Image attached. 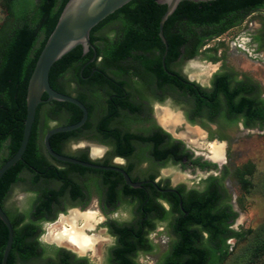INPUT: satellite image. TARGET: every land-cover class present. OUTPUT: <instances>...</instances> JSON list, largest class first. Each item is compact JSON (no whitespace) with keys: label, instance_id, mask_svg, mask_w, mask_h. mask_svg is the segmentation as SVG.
I'll return each instance as SVG.
<instances>
[{"label":"trees","instance_id":"1","mask_svg":"<svg viewBox=\"0 0 264 264\" xmlns=\"http://www.w3.org/2000/svg\"><path fill=\"white\" fill-rule=\"evenodd\" d=\"M67 0H4L6 18L0 26V166L18 148L23 131L26 115V90L29 76L35 61ZM264 8V0H182L164 22L163 34L167 40L168 49L165 62L174 60L182 52L183 59H190L199 54V50L209 39L215 38L226 30L238 25L252 12ZM165 10V5L155 0H131L105 19L96 24L90 32V40L100 39L103 48L96 49L101 53L103 65H118L123 60L143 65H130V75L135 76L142 72L141 77L149 75L150 61L160 62L164 51V44L158 36V22ZM117 20V31L111 36H96L95 31L107 23ZM254 40L264 45V27L254 36ZM154 48V49H153ZM153 49V50H152ZM120 50V53L117 51ZM157 51V53H156ZM89 53L82 52L77 45L52 66L49 72V82L56 90L70 94L65 81L59 83L57 77H62L69 65H77L75 78L81 80L80 65H94L89 61ZM151 53V55H150ZM129 67L121 69L129 71ZM165 78L169 75L161 74ZM216 85L215 91L207 92L205 88L196 84V89L185 87L191 93L190 99L194 110L190 113V121L206 120L208 123L220 121L233 122L240 120L244 127L258 126L264 129V99L259 92V84L249 79L233 78L227 71H218L213 75ZM183 87V86H182ZM46 96V95H44ZM76 97L80 100L81 95ZM213 98V99H212ZM47 104H39L31 133L22 155L14 166L10 167L0 178V205L6 197L5 190L15 180L22 161L27 160L40 167L42 159V143L45 132L50 128L49 121L57 120L60 123H73L80 119V109L69 102L52 100ZM47 105L42 119H39L40 110ZM69 111L68 117L62 113ZM41 130V131H40ZM76 130L59 132L50 136L49 142L55 148V142L68 138ZM42 138V139H41ZM173 146H182V156H188L194 165L204 168L216 167L210 161H201L200 157L191 158L181 141L173 142ZM170 144V143H168ZM170 148V145H168ZM5 149V154L3 150ZM70 166L80 169V165L69 163ZM223 169V175L226 174ZM104 173L114 174L113 171ZM47 176H54V171H46ZM242 174V184L249 183ZM34 184V183H33ZM125 190H133L127 185ZM182 195V208L179 199L164 217L170 212L177 211V217L170 225L173 236L167 252L155 264H264V221L254 229L238 232L230 227L237 217V211L226 198L225 189L220 180L210 176L208 185L201 191L179 186ZM44 191L38 194L35 202H45ZM13 228L12 246L8 256V264H13L16 256L25 258L30 254L37 255L36 241L37 225L35 220L42 218L53 219L54 215L45 214L41 209L28 212L10 211L4 208ZM187 212V214L185 213ZM153 225L150 227V230ZM204 232L207 234L205 235ZM229 238L242 239L239 252L231 257ZM7 240V228L0 220V264L3 249ZM153 247L150 244V249ZM57 260H49L48 264H78L71 260V252L53 247ZM136 264V263H131Z\"/></svg>","mask_w":264,"mask_h":264},{"label":"flooded vegetation","instance_id":"2","mask_svg":"<svg viewBox=\"0 0 264 264\" xmlns=\"http://www.w3.org/2000/svg\"><path fill=\"white\" fill-rule=\"evenodd\" d=\"M111 24L106 33L111 32L113 34L117 31V20ZM245 34L236 35L232 45L251 55L252 52L246 45L252 44V37L249 33ZM92 44L94 49L90 48L86 53H89L90 50L93 51L89 61H95V63L94 65H80V81L75 78L77 65H69L63 76L57 77L59 83L65 81L67 85H73L72 88L66 89L71 95L75 97L76 94L81 95L82 99H78L87 108V118L80 127L74 129L76 130L74 134L55 142V148L60 150L58 152L60 154L86 162L122 168L131 181L142 182L141 186L132 187L127 184L123 175L116 170L82 165L80 166L83 168H74L69 165L70 162L53 158L42 143L44 157L40 159L41 166L37 167L36 164L23 160L17 175L18 180L10 182L5 190L6 197L3 204L6 208L5 201L12 189L21 187L29 198L26 199L22 208L15 209L16 212L41 209L45 214L54 215V218L35 220L38 228L36 241L40 253L37 255L30 254L25 258L18 255L13 264H48L49 260H57L58 256L53 247H64L47 240L48 225L55 223L61 215L68 214L69 210L73 208L80 210L89 208L97 211L100 221L96 224L93 233L100 235L103 239L101 243L106 241L107 244L102 251L98 249L100 243L96 245L95 251L82 252L77 248L76 250L72 245L75 252L64 248L72 253L71 260L73 262L78 261V264H140L145 262L155 247L153 241L156 239L153 235H157L159 232L158 224H164L170 231V225L174 223L177 217V211L170 212L164 217L165 212L170 211L175 198L179 199L178 205L180 209H183L180 205V201L182 203L180 185L169 183V179L162 177L159 170L166 167L168 163L179 164L184 168V163L188 161L193 168L197 167L200 170L209 171L201 189L186 188V190L196 189L199 191L208 185L210 176L218 178L217 175H213V171L216 174H223L224 166L220 168L223 163L210 159L207 149L206 153L203 154L206 159L193 156L183 141L173 138L167 127L161 124L157 118L158 109L170 104L177 108L187 123L191 125L197 123L190 121L189 117L194 110V105L190 99L191 93L189 90L186 91L185 87L195 90L196 84H200L189 79L177 69V65H180L181 61L184 60L182 58L185 51L184 47L180 48L182 53L174 60L166 63L164 59L165 67H163L162 61L145 63L144 65H150L151 70L145 78L140 76L143 74L140 70L139 74L130 75V65L143 64L133 63L128 58L118 64L121 65V68L117 65H103L101 62L102 55L96 46L103 48L104 44L99 38ZM117 53H120V50ZM127 67H129V71L121 70ZM163 72L170 78L160 76ZM213 75L210 86L206 89L212 94L216 89ZM44 95L46 94H43L42 97L46 98ZM51 102L52 100L44 101L41 104L45 103L50 106ZM62 113L68 117L69 111L64 109ZM57 122L58 124L55 126L65 125V123ZM212 140L216 139L206 142ZM79 141H83L81 146L84 147H80L77 153L65 151L64 148L67 144ZM178 141H181L186 150L191 153L192 159L200 157L201 161H210L215 163L216 167L200 168L194 165L187 155L182 156L181 145L173 146V142ZM90 144H96L102 149L98 153L94 152ZM168 145L170 148L167 150ZM224 158L226 162V156ZM142 164L147 166L145 171L141 169ZM46 171H54L55 175L47 176ZM104 171L116 173L109 174L104 173ZM125 185L133 190H125ZM44 191H47L44 195L45 202L41 204L35 202L38 194L42 195ZM185 213L187 214V212ZM46 224L47 226H45ZM152 225L153 228L150 230ZM44 230H46L45 233ZM204 234L207 233L204 232ZM108 241L110 242L108 243ZM150 244L153 245L151 249ZM156 262L157 260L152 264Z\"/></svg>","mask_w":264,"mask_h":264},{"label":"rangeland","instance_id":"3","mask_svg":"<svg viewBox=\"0 0 264 264\" xmlns=\"http://www.w3.org/2000/svg\"><path fill=\"white\" fill-rule=\"evenodd\" d=\"M5 18L6 7L4 0H0V26L4 23ZM111 25V23H107L100 27L95 31V35L111 36V32L106 33ZM262 27H264V8L250 13L238 25L215 38L209 39L200 48L198 55L182 60L180 65H177V69L189 79L198 82L205 89L209 88L213 73L227 71L231 73L233 78L249 79L258 83L260 95L264 99V45L254 40V36L258 34ZM241 33L242 35L249 33L252 37V44L250 46L246 45L250 48L251 55L232 45L234 37ZM72 86V84H69L67 88L70 89ZM46 108L47 105L41 107L40 120ZM164 108L181 116L177 108L170 104H166ZM181 119L179 125L167 127V129L173 138L183 141L193 156L206 159L203 155L206 153L205 145L201 146L200 142L211 139L224 142L226 162L220 168L224 166L227 172L225 175L216 174L215 171L212 173L218 176L225 189L226 198L232 204L233 209L237 211V217L231 223V228L242 232V230L254 229L262 224L264 221V129L256 125L244 127L240 120L230 123L220 121L211 124L200 119L197 120L196 125H191L182 116ZM57 124V121L48 122L50 127ZM192 130H197V132L195 133ZM198 132L199 134H197ZM81 145H83V141L69 143L64 149L68 153H77L80 147H84ZM2 154H5V149ZM184 164L185 167L182 168L179 164L168 163L166 167L159 170V173L162 177L168 178L169 183L173 185L201 189L209 171L200 170L197 167L193 168L188 161ZM146 167L145 164H142V171H145ZM242 174L245 179L251 182L242 184ZM28 198V194L21 187H14L5 201V207L10 211H15L16 208H22ZM59 219L48 225V229L52 226H59ZM158 227V234L153 235L156 239V241H153L155 247L149 258H146L147 261L140 264H152L169 249L173 236L164 224H158ZM45 232L46 230H44ZM227 242L230 245L229 250L232 251L231 257H233L242 247V239L230 238ZM60 246L75 252L74 248L66 242L60 243ZM106 246V241L102 242L98 244V249L102 251ZM94 259L96 258L94 257Z\"/></svg>","mask_w":264,"mask_h":264},{"label":"water","instance_id":"4","mask_svg":"<svg viewBox=\"0 0 264 264\" xmlns=\"http://www.w3.org/2000/svg\"><path fill=\"white\" fill-rule=\"evenodd\" d=\"M131 0H67L64 4L57 22L47 37L28 79L26 90V115L24 119L23 131L20 144L16 151L0 166V178L12 166L22 159L26 149L31 128L37 112V107L44 101H65L76 105L81 111V118L71 124L58 125L48 129L43 136V145L46 151L55 159L75 163L78 165L98 168L112 169L120 172L127 184L132 187L141 186L142 182H133L128 174L119 167L104 166L86 162L81 159L60 154L54 151L50 145L51 135L59 132H67L80 127L87 118V108L82 101L71 94L60 92L53 88L49 82V72L51 66L71 49L80 45L83 54L94 46L90 40L92 28L107 16L127 4ZM159 4H165V10L158 22V36L164 44V51L161 61L164 65L165 55L168 49L167 40L163 34V25L167 17L172 14L177 5L182 0H156ZM194 2L208 0H190ZM46 94V98H43ZM207 143H210L208 141ZM180 205H182L180 201ZM0 220L7 228V240L2 253V264H7V258L12 246L13 228L9 217L0 205Z\"/></svg>","mask_w":264,"mask_h":264},{"label":"bare ground","instance_id":"5","mask_svg":"<svg viewBox=\"0 0 264 264\" xmlns=\"http://www.w3.org/2000/svg\"><path fill=\"white\" fill-rule=\"evenodd\" d=\"M157 118L159 122L166 127L175 126L182 121L178 113L168 110L167 108L158 109ZM193 132L196 133L197 130ZM199 132L197 134H199ZM199 144L201 146L205 145L210 159L218 163L225 162L224 157L226 155L223 142L212 140L210 143L204 141ZM91 146L92 150L97 153L102 149L96 144H92ZM99 221L100 217L96 210H91L89 208L86 210L73 208L69 210L68 214L60 217L59 226H52L48 229L46 238L48 241L58 244L66 242L82 252L87 250L95 251L96 245L103 240L100 235L93 233Z\"/></svg>","mask_w":264,"mask_h":264},{"label":"built area","instance_id":"6","mask_svg":"<svg viewBox=\"0 0 264 264\" xmlns=\"http://www.w3.org/2000/svg\"><path fill=\"white\" fill-rule=\"evenodd\" d=\"M236 44V43H235ZM235 46V45H234Z\"/></svg>","mask_w":264,"mask_h":264}]
</instances>
